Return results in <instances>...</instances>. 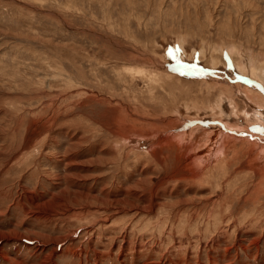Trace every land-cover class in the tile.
Segmentation results:
<instances>
[{
    "label": "rangeland",
    "instance_id": "rangeland-1",
    "mask_svg": "<svg viewBox=\"0 0 264 264\" xmlns=\"http://www.w3.org/2000/svg\"><path fill=\"white\" fill-rule=\"evenodd\" d=\"M242 139L264 0H0V264H264Z\"/></svg>",
    "mask_w": 264,
    "mask_h": 264
},
{
    "label": "bare ground",
    "instance_id": "bare-ground-1",
    "mask_svg": "<svg viewBox=\"0 0 264 264\" xmlns=\"http://www.w3.org/2000/svg\"><path fill=\"white\" fill-rule=\"evenodd\" d=\"M172 77V76H171ZM246 90V89H245ZM248 90V89H247ZM252 91V90H251ZM250 93V92H249ZM256 93V92H255ZM252 94V93H251ZM255 95V94H254ZM250 96V95H249ZM260 96V95H259ZM250 97H253V96H250ZM250 97H248V98H250ZM255 97V96H254ZM247 98V97H246ZM260 98V97H259ZM247 100V99H246ZM260 102V101H259ZM255 105V104H254ZM260 128V127H259ZM256 130V129H255ZM188 134V133H187ZM186 135V134H185ZM229 137H231V136H229ZM253 137V136H252ZM232 138H235L234 136L232 137ZM236 139V138H235ZM237 139H238V137H237ZM241 139V138H240ZM243 140H246L247 142H249V143H251V144H254V145H257L258 147H261V149H263L264 148V141H262V143H258L257 141V143H255V142H250V141H248L247 139H242V141ZM254 140V139H253ZM260 142V141H259ZM221 144H223L224 145V143H221ZM231 144V143H230ZM210 145H211V143H210ZM253 145V146H254ZM226 146V145H225ZM228 146V145H227ZM256 146V147H257ZM224 148H226V147H224ZM223 148V149H224ZM218 151H221L222 152V150H218ZM261 151V150H260Z\"/></svg>",
    "mask_w": 264,
    "mask_h": 264
}]
</instances>
